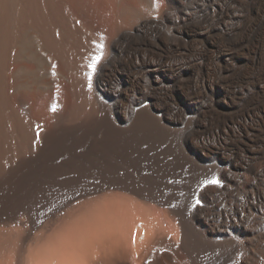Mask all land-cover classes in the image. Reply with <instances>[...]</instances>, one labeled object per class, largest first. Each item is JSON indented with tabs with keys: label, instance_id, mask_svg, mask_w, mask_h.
<instances>
[{
	"label": "bare ground",
	"instance_id": "1",
	"mask_svg": "<svg viewBox=\"0 0 264 264\" xmlns=\"http://www.w3.org/2000/svg\"><path fill=\"white\" fill-rule=\"evenodd\" d=\"M0 264H264V0H0Z\"/></svg>",
	"mask_w": 264,
	"mask_h": 264
},
{
	"label": "rangeland",
	"instance_id": "2",
	"mask_svg": "<svg viewBox=\"0 0 264 264\" xmlns=\"http://www.w3.org/2000/svg\"><path fill=\"white\" fill-rule=\"evenodd\" d=\"M156 1H158V2H161L162 0H156ZM54 93L56 94L55 96H57L58 98H59V100H60V103H61V107H62V110L63 111H68V109H69V106H70V103H71V101L69 100L70 99V97L69 96H67L65 93H63V92H61V91H59L58 89H55L54 90ZM70 102V103H69ZM43 104H45V103H43ZM42 103H36V105H37V107H38V109H40V110H42V113H43V115L44 116H47V119L49 118V107L48 106H46V104L45 105H43ZM39 105V106H38ZM68 107V108H67ZM43 108V109H42ZM67 109V110H66ZM45 111V112H44ZM48 114V115H47ZM45 119H46V117H44ZM69 208V207H68Z\"/></svg>",
	"mask_w": 264,
	"mask_h": 264
},
{
	"label": "snow or ice",
	"instance_id": "3",
	"mask_svg": "<svg viewBox=\"0 0 264 264\" xmlns=\"http://www.w3.org/2000/svg\"><path fill=\"white\" fill-rule=\"evenodd\" d=\"M102 47H103V46L101 45V48H102ZM99 59H100V57L98 56V57L96 58V60L98 61ZM92 67H93V68L95 67V62L93 63ZM208 183L217 184V183H219V181L213 179V180H211V181H208Z\"/></svg>",
	"mask_w": 264,
	"mask_h": 264
}]
</instances>
